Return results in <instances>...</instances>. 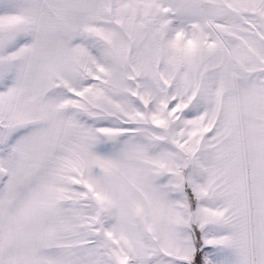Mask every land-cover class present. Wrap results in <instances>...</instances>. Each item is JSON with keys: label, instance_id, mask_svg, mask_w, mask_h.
Segmentation results:
<instances>
[{"label": "snow or ice", "instance_id": "obj_1", "mask_svg": "<svg viewBox=\"0 0 264 264\" xmlns=\"http://www.w3.org/2000/svg\"><path fill=\"white\" fill-rule=\"evenodd\" d=\"M0 264H264V0H0Z\"/></svg>", "mask_w": 264, "mask_h": 264}]
</instances>
